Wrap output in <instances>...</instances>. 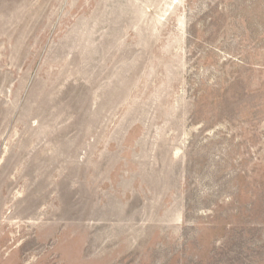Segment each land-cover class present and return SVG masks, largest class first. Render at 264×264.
Instances as JSON below:
<instances>
[{
	"label": "rangeland",
	"instance_id": "obj_1",
	"mask_svg": "<svg viewBox=\"0 0 264 264\" xmlns=\"http://www.w3.org/2000/svg\"><path fill=\"white\" fill-rule=\"evenodd\" d=\"M0 264H264V0H0Z\"/></svg>",
	"mask_w": 264,
	"mask_h": 264
}]
</instances>
